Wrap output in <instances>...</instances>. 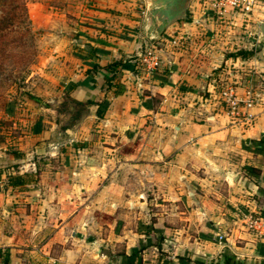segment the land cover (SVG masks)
<instances>
[{
  "label": "crops",
  "instance_id": "1",
  "mask_svg": "<svg viewBox=\"0 0 264 264\" xmlns=\"http://www.w3.org/2000/svg\"><path fill=\"white\" fill-rule=\"evenodd\" d=\"M248 1L32 0L77 120L0 157V264H264V0ZM227 66L247 72L250 123L217 104Z\"/></svg>",
  "mask_w": 264,
  "mask_h": 264
},
{
  "label": "rangeland",
  "instance_id": "2",
  "mask_svg": "<svg viewBox=\"0 0 264 264\" xmlns=\"http://www.w3.org/2000/svg\"><path fill=\"white\" fill-rule=\"evenodd\" d=\"M18 1L21 0H0V20L9 17L11 12H22L20 7H14L18 5ZM31 2L32 0H28V12ZM36 12L35 9V14ZM15 23L18 24V35H25L26 22ZM23 44L25 46L17 47L13 52L16 54L13 56L14 60L7 57L0 63V155H4L0 157L13 155L31 142V130L37 123L44 126H66L77 120L68 114L75 103L64 96L61 90L64 81L69 77L66 70L70 63L69 56L57 50L59 43L47 31H36L31 37H26ZM9 51L6 53H10ZM30 60L32 62L28 63ZM18 69L22 73L15 78L19 73ZM240 69L227 66L216 84L243 81L247 72ZM58 98L62 99L60 104H57ZM56 104L59 105L60 113L52 111ZM217 104L219 105L218 99ZM46 107L49 109L45 110Z\"/></svg>",
  "mask_w": 264,
  "mask_h": 264
},
{
  "label": "built area",
  "instance_id": "3",
  "mask_svg": "<svg viewBox=\"0 0 264 264\" xmlns=\"http://www.w3.org/2000/svg\"><path fill=\"white\" fill-rule=\"evenodd\" d=\"M218 3L222 5V7L225 4H229L240 11L251 10L250 2L248 0H218ZM142 59L145 62H149L151 67L159 66V59L152 49L147 51ZM238 85L239 84L236 81L222 82V84L218 85L216 97L219 101V105L229 116L232 118H242L246 123H250L253 120V115L248 110H241V106L251 107L254 104V91L252 90V87L249 86L245 92L246 99H243L238 92ZM250 223L255 229L262 227L260 219L251 218ZM223 240L224 236L219 235L220 243H223Z\"/></svg>",
  "mask_w": 264,
  "mask_h": 264
},
{
  "label": "trees",
  "instance_id": "4",
  "mask_svg": "<svg viewBox=\"0 0 264 264\" xmlns=\"http://www.w3.org/2000/svg\"><path fill=\"white\" fill-rule=\"evenodd\" d=\"M27 5H28V0H21L20 2L18 1V5H15L14 7L15 8L20 7L22 12L20 13L11 12L9 17H6L3 20L2 19L0 20V63L1 62L3 63L2 60H6L7 57L12 59L13 56L16 55L13 52L17 50V47L25 46L23 44V40L26 37L28 36L31 37L34 34V31L32 30V27H31V21H30ZM17 21L19 23H23V21L26 22V27H24L25 33H26L25 35L23 34L18 35L19 34L17 30L18 24L16 25L15 23ZM7 50H10L9 51L10 53H6ZM20 53H23V51H21ZM30 62H32V60H30L28 63ZM113 64L115 66H118L120 64L122 67L125 66L124 63L115 62ZM0 70L2 71L1 65H0ZM17 72L19 73H18V76H16L15 78L20 77L22 73L21 70ZM110 80L111 78H108L107 81H110ZM107 105H108V102H105V107L103 109H99L100 113H102L106 109ZM25 182H26L25 177L22 175H11L9 177V183L11 185L24 184Z\"/></svg>",
  "mask_w": 264,
  "mask_h": 264
},
{
  "label": "water",
  "instance_id": "5",
  "mask_svg": "<svg viewBox=\"0 0 264 264\" xmlns=\"http://www.w3.org/2000/svg\"><path fill=\"white\" fill-rule=\"evenodd\" d=\"M263 32H264V29H263Z\"/></svg>",
  "mask_w": 264,
  "mask_h": 264
}]
</instances>
